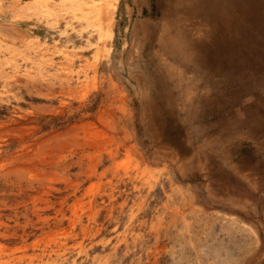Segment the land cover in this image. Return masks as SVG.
Returning <instances> with one entry per match:
<instances>
[{"label": "rangeland", "instance_id": "374dc122", "mask_svg": "<svg viewBox=\"0 0 264 264\" xmlns=\"http://www.w3.org/2000/svg\"><path fill=\"white\" fill-rule=\"evenodd\" d=\"M61 1L0 0V264H264V135L202 117L227 89L191 56L215 23Z\"/></svg>", "mask_w": 264, "mask_h": 264}, {"label": "bare ground", "instance_id": "6f19581e", "mask_svg": "<svg viewBox=\"0 0 264 264\" xmlns=\"http://www.w3.org/2000/svg\"><path fill=\"white\" fill-rule=\"evenodd\" d=\"M42 1L40 0V2ZM156 1L162 2V0ZM61 2L66 6L69 4L73 9H81L84 6L79 0H62ZM104 3L107 5L113 25L116 22L125 21V15L122 11L120 12L122 6L119 0H105ZM46 5H48L51 14H56V5L48 3ZM182 8H187L188 11L194 13L205 12L208 19L213 21L217 29L221 31L217 33L216 41L212 47H193L195 52L191 55L196 60L197 68L205 69L206 83H215L219 87L227 88L225 90L217 89L218 98L213 102L215 105L203 112L202 117L208 120V124L205 126L207 132L226 130L234 133L241 129H247L253 136L264 135V48L245 47L238 35L244 29L247 32L256 27L259 28L262 35L254 36L252 40L255 45L262 43L261 41L264 39V0H171L159 8L161 11L159 13L163 14L167 11L168 14H175ZM131 17L132 15H130ZM242 19L243 22H241ZM218 20H222L221 25ZM254 20L255 23H253ZM226 28L227 30H225ZM210 33L209 31L208 35ZM111 34L110 32L109 36ZM194 42L191 44L195 45ZM160 45L169 56L172 54L174 56L175 52L181 54V51L184 50L176 47L173 41L168 42L166 39H161ZM196 51L198 52L196 53ZM246 94L250 95L242 97ZM255 165L264 171V160H258ZM73 264H77V262Z\"/></svg>", "mask_w": 264, "mask_h": 264}]
</instances>
